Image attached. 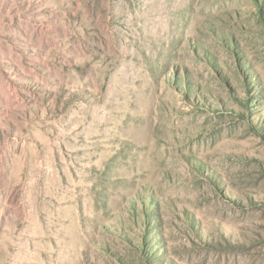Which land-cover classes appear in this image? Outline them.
<instances>
[{
	"label": "rangeland",
	"instance_id": "obj_1",
	"mask_svg": "<svg viewBox=\"0 0 264 264\" xmlns=\"http://www.w3.org/2000/svg\"><path fill=\"white\" fill-rule=\"evenodd\" d=\"M0 264H264V0H0Z\"/></svg>",
	"mask_w": 264,
	"mask_h": 264
}]
</instances>
